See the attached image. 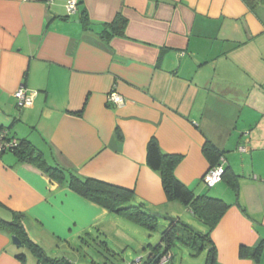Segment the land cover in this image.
I'll return each instance as SVG.
<instances>
[{"label":"crops","instance_id":"0c3cea01","mask_svg":"<svg viewBox=\"0 0 264 264\" xmlns=\"http://www.w3.org/2000/svg\"><path fill=\"white\" fill-rule=\"evenodd\" d=\"M68 1L0 0V128L28 141L46 165L132 189L134 203L177 220L178 205L146 164L154 136L181 156L175 175L189 189L230 203L210 234L218 263L264 264V5L75 0L68 15ZM118 12L125 35L106 39L103 23ZM20 86L34 93L29 107L16 105ZM112 89L122 105L107 101ZM207 141L238 176L236 194L224 180L203 184ZM8 210L23 214L28 237L47 255L58 248L51 257L73 264L77 242L115 235L123 218L11 150L0 152V215L9 218ZM259 243V263L239 257L241 245ZM19 247L0 231V264H22L19 253L37 264Z\"/></svg>","mask_w":264,"mask_h":264},{"label":"trees","instance_id":"16d2710c","mask_svg":"<svg viewBox=\"0 0 264 264\" xmlns=\"http://www.w3.org/2000/svg\"><path fill=\"white\" fill-rule=\"evenodd\" d=\"M244 2L251 9L259 5H264V0H244ZM82 17V24L87 27L89 20L85 15ZM126 24L127 19L118 12L111 22L103 23L104 29L102 33L106 39L114 36L123 37L125 35ZM81 113V110L76 112L78 115H81ZM11 151L15 152L22 160H33L39 166L44 167L51 178L59 181L65 179L70 189L91 202L102 206L109 213L121 216L134 224L144 227L148 231H152L158 227L159 218L156 214L147 209L143 202L134 203L135 194L132 189L95 178L80 177L58 165H46L37 150L26 140L18 139L17 146ZM202 151L208 159L210 166L215 165L220 156H222L220 151L209 141L204 144ZM180 160V155L164 152L160 148L157 139L154 136L150 137L146 144V164L160 176L167 200L178 202L184 206L204 226L205 230H194L191 226L186 225L179 219L168 222L161 230L160 242L155 247H152L144 257H139L140 264H159V259L164 253L169 251L172 255L170 248L174 241L180 242L185 246L194 245L198 250L205 249L204 264H219L216 256V248L210 234L230 206V203L207 193L196 194L189 189L175 175V168ZM66 173L68 175L67 178ZM237 178L238 176L236 174L228 168H224L222 180L228 184L235 194L238 191ZM8 212L10 214L9 218L0 215V231L17 235L22 241V245H25L34 256L37 264H73L64 256L51 257L47 255L40 245L28 237L24 228L23 214L12 210H8ZM262 248V243L252 248L241 245L238 250V255L241 258L250 257L256 263H259ZM17 256L21 258L22 264H27L24 259V254L19 253Z\"/></svg>","mask_w":264,"mask_h":264},{"label":"rangeland","instance_id":"374dc122","mask_svg":"<svg viewBox=\"0 0 264 264\" xmlns=\"http://www.w3.org/2000/svg\"><path fill=\"white\" fill-rule=\"evenodd\" d=\"M175 203L180 209L178 218L181 222L191 226L194 230H205L204 226L188 213L184 206L178 202ZM121 219V224L115 235L106 238L93 232L92 238H83L85 243L77 242V251L70 256L75 264H125L138 257H144L152 247L160 242L161 224H168L167 220L161 218L158 227L148 231L142 226L124 218ZM104 240L107 244H103ZM25 250V245L19 247V251L24 253ZM59 250L54 247L52 249L54 253L51 256L62 254ZM170 250L173 255L170 264H204L205 262L206 250H198L194 245L185 246L174 241ZM28 261L31 262V260Z\"/></svg>","mask_w":264,"mask_h":264},{"label":"built area","instance_id":"2783aa9c","mask_svg":"<svg viewBox=\"0 0 264 264\" xmlns=\"http://www.w3.org/2000/svg\"><path fill=\"white\" fill-rule=\"evenodd\" d=\"M77 2L75 0L68 1L66 5L67 14L71 15L76 11ZM14 97L16 99V105L19 108L29 107L33 103V92H28L23 86H20L15 92ZM108 102L115 105H122L124 103V98L117 91L112 89L106 96ZM18 144V139L10 137L6 129H0V152L5 150H12ZM240 150H245V147H239ZM225 160L223 156H220L218 162L215 165L209 166L208 169L202 175V182L207 187H213L218 182L222 180V175L224 173ZM172 259V255L169 251L164 253L160 259L159 264H168ZM125 264H140V259L131 260Z\"/></svg>","mask_w":264,"mask_h":264},{"label":"water","instance_id":"95a60500","mask_svg":"<svg viewBox=\"0 0 264 264\" xmlns=\"http://www.w3.org/2000/svg\"><path fill=\"white\" fill-rule=\"evenodd\" d=\"M155 214H156V216L158 218H162L164 220H167L168 222L176 221L175 217H172V216H169V215H166V214H161V213H155ZM11 239H12V243L14 245H19V246L22 245V241L19 239V237L17 235L12 234L11 235Z\"/></svg>","mask_w":264,"mask_h":264}]
</instances>
